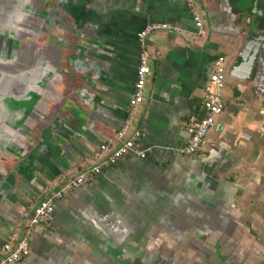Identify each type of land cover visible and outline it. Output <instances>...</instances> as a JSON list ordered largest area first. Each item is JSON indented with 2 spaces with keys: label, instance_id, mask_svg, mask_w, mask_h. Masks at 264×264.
<instances>
[{
  "label": "crops",
  "instance_id": "0c3cea01",
  "mask_svg": "<svg viewBox=\"0 0 264 264\" xmlns=\"http://www.w3.org/2000/svg\"><path fill=\"white\" fill-rule=\"evenodd\" d=\"M263 8L262 0H0L1 36H31L0 45V252L13 233L29 230L31 254L17 264L124 263L123 246L144 226L141 211H157L187 162L220 161L231 175L246 167L264 181V94L240 71L198 152H175L191 117L204 114L212 63L224 55L228 66L239 64L264 37ZM154 22L172 29L141 43L138 33ZM144 51L152 73L138 123L140 146L151 152L124 155L95 180L65 187V175L115 139ZM63 187L52 225L27 229L25 214Z\"/></svg>",
  "mask_w": 264,
  "mask_h": 264
},
{
  "label": "rangeland",
  "instance_id": "374dc122",
  "mask_svg": "<svg viewBox=\"0 0 264 264\" xmlns=\"http://www.w3.org/2000/svg\"><path fill=\"white\" fill-rule=\"evenodd\" d=\"M219 162L184 164L116 264H264V181Z\"/></svg>",
  "mask_w": 264,
  "mask_h": 264
},
{
  "label": "built area",
  "instance_id": "2783aa9c",
  "mask_svg": "<svg viewBox=\"0 0 264 264\" xmlns=\"http://www.w3.org/2000/svg\"><path fill=\"white\" fill-rule=\"evenodd\" d=\"M193 4L194 0H186ZM193 20L197 28L203 27L199 14L193 13ZM172 26L167 23L154 22L138 33L141 43L157 32L170 31ZM227 58L219 56L211 66L209 79L204 86V114L192 116L186 126V140L175 152L178 155H192L201 148L204 139L216 125L217 117L226 108L225 95L227 78ZM152 73V62L147 52L144 51L137 69V79L133 94L129 100L127 115L120 126L115 131V139L101 143L89 154V165L84 170L77 173L69 172L64 177L65 187L80 188L86 183L95 180L105 168L116 165L124 155L130 154L139 159H145L151 152V148H141L140 143L145 137V131L139 128L140 108L146 99V89L148 77ZM61 176L60 178H62ZM65 187L53 192L51 196L39 201L32 211L25 214L27 229L45 225L51 226L54 221L56 204L65 194ZM30 231L26 234L13 233L10 239L4 244L0 252V264H17L24 261L31 254V244L29 240Z\"/></svg>",
  "mask_w": 264,
  "mask_h": 264
},
{
  "label": "water",
  "instance_id": "95a60500",
  "mask_svg": "<svg viewBox=\"0 0 264 264\" xmlns=\"http://www.w3.org/2000/svg\"><path fill=\"white\" fill-rule=\"evenodd\" d=\"M34 8V5H30L28 7L29 12L34 11ZM1 24L2 22L0 21V26ZM11 27L15 30V24H13V26ZM2 32L3 31H0V45L6 44L9 46H19L21 40H23L24 42L31 39V36H28L26 38L22 37V33H17V31L12 32L8 38H4V36H1ZM262 39L264 40V37L253 39L254 44L252 43L251 45V47L253 46V48L250 49L251 47H247L248 49L246 48L243 53L240 54L242 58L241 62L239 64H230L227 67L228 82L230 81L231 77H236V75L240 71L242 74H239L238 76H240L241 79L251 78L255 84L256 92L259 95H261V93L264 94V42H262ZM248 42H250V40ZM13 59L14 61H17L18 56L16 55V57H14Z\"/></svg>",
  "mask_w": 264,
  "mask_h": 264
},
{
  "label": "flooded vegetation",
  "instance_id": "af4514ba",
  "mask_svg": "<svg viewBox=\"0 0 264 264\" xmlns=\"http://www.w3.org/2000/svg\"><path fill=\"white\" fill-rule=\"evenodd\" d=\"M263 2H264V0H262ZM263 10H264V8H263ZM261 19H264V15L261 17Z\"/></svg>",
  "mask_w": 264,
  "mask_h": 264
}]
</instances>
